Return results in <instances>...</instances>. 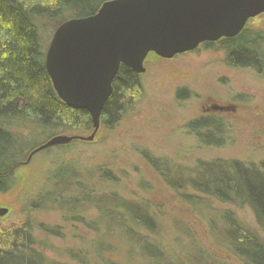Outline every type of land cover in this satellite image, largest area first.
I'll use <instances>...</instances> for the list:
<instances>
[{
    "label": "rangeland",
    "instance_id": "1",
    "mask_svg": "<svg viewBox=\"0 0 264 264\" xmlns=\"http://www.w3.org/2000/svg\"><path fill=\"white\" fill-rule=\"evenodd\" d=\"M67 19L65 14L38 20L46 47ZM247 26L264 28V13L249 19ZM144 67L139 74L141 97L112 130L101 127L93 141L73 140L27 160L34 147L52 136H89L93 130L61 133L26 118L0 120L1 127L28 138L22 142L25 156L12 167L15 186L0 194V206L10 209L0 223H27L55 264H141L139 249L128 238L133 233L148 234L169 260L179 264H241L222 242L219 215L223 209L232 210L243 223L257 228L251 210L205 197L186 183L173 189L142 154L182 174L190 173L198 160L214 158L258 165L264 160V75L228 66L223 51L201 45L171 59L149 57ZM212 106L224 109L208 110ZM211 114L228 123L220 145L202 144L186 127ZM60 167L75 169L83 177V188L52 182ZM96 168L109 170L114 180L102 181L95 173L90 177ZM47 193L63 196L67 204L44 202ZM119 196L153 216L156 229L133 226L120 213L122 204L113 200ZM42 225L57 229L59 235L42 234Z\"/></svg>",
    "mask_w": 264,
    "mask_h": 264
},
{
    "label": "trees",
    "instance_id": "2",
    "mask_svg": "<svg viewBox=\"0 0 264 264\" xmlns=\"http://www.w3.org/2000/svg\"><path fill=\"white\" fill-rule=\"evenodd\" d=\"M32 1L0 0V120L26 118L52 132L88 133L93 130L88 113L67 106L53 89L44 66L47 47L40 37L38 20L43 17L55 20L65 14L70 18L90 16L108 0ZM201 46L206 50L223 51L228 66L248 67L264 75V28L246 24L234 37L203 42ZM149 57L158 59L152 54ZM142 93L141 75L120 66L112 82V93L102 110L99 130L101 127L112 130ZM186 127L205 145H220L228 131L226 119L216 114L201 116ZM23 141L26 143L28 138L0 126V194L15 186L12 167L25 156L21 154L25 148ZM142 155L173 189L183 188L186 183L205 197L236 207L247 206L257 228L243 223L232 210L223 209L219 215L223 223L221 239L239 263L264 264V160L258 165L237 159L198 160L190 173L182 174L147 152ZM89 173L90 177L95 173L102 181L114 180V175L106 169L96 168ZM50 180L59 184L74 183L80 189L85 185L83 177L73 168L60 167ZM90 182V187L94 188L91 179ZM43 199L67 204L63 196L53 193H47ZM113 200L122 204L120 213L127 216L133 226L145 227L151 232L156 229L155 218L144 210L137 211L133 205L128 206L131 201L121 196ZM41 228L42 234L59 235L55 228L44 225ZM139 236L133 233L128 238L139 249L141 264H179L169 260L148 234ZM0 264L55 262L39 245L27 223L4 224L3 221L0 223Z\"/></svg>",
    "mask_w": 264,
    "mask_h": 264
},
{
    "label": "water",
    "instance_id": "3",
    "mask_svg": "<svg viewBox=\"0 0 264 264\" xmlns=\"http://www.w3.org/2000/svg\"><path fill=\"white\" fill-rule=\"evenodd\" d=\"M263 13L264 0H108L93 15L63 21L52 34L44 66L57 96L67 106L85 110L93 131L89 136H52L27 160L73 140H94L120 66L142 74L150 54L171 59L203 42L234 37ZM9 211L0 206V221Z\"/></svg>",
    "mask_w": 264,
    "mask_h": 264
},
{
    "label": "flooded vegetation",
    "instance_id": "4",
    "mask_svg": "<svg viewBox=\"0 0 264 264\" xmlns=\"http://www.w3.org/2000/svg\"><path fill=\"white\" fill-rule=\"evenodd\" d=\"M261 15V14H260ZM215 107L216 108H218L219 106H212L211 108H209L208 110H212V111H217V112H220V111H222L224 108L223 107H221L222 108V110H214L215 109ZM220 108V107H219Z\"/></svg>",
    "mask_w": 264,
    "mask_h": 264
}]
</instances>
